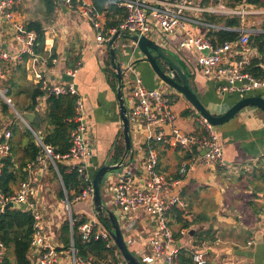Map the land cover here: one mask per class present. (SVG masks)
Masks as SVG:
<instances>
[{
  "label": "built area",
  "instance_id": "built-area-1",
  "mask_svg": "<svg viewBox=\"0 0 264 264\" xmlns=\"http://www.w3.org/2000/svg\"><path fill=\"white\" fill-rule=\"evenodd\" d=\"M21 0H0V22L5 21L10 26L13 40L17 49L13 52L0 49V113L3 104L12 107L22 122L33 133L41 152L35 162L28 165V176L20 184L19 190L13 194H4L0 191V220L10 202L19 204L22 211L33 217V232L29 259L32 264H96L94 255L87 259L78 256L75 245V236L83 244L103 240L106 246L112 249L115 246L113 237L107 227L100 221L95 211V187L93 178L88 173L89 161L94 153V147L88 142V126L86 123L85 104L73 80L78 69L83 65L78 62L74 69L66 74L71 78L68 82H55L48 77L49 65H56L58 59L53 58V45L46 40L43 53H38L41 47L37 32H28L27 23L17 17L16 8ZM118 8L125 10V19L118 29L105 30V13H100L85 0H63L65 7L72 13L88 20L92 25L98 47L107 48L112 37L123 31L129 35L139 34L153 41L159 42L163 37L174 35L177 30L185 32L186 38L179 44V50H187L198 54L197 62L203 75L210 83H215L223 95H238L239 98L253 96V93L264 90V76L256 77L248 68L251 66L253 47L250 37L262 34L261 31L235 30L239 37L233 42L215 46L210 39L196 34L195 29L202 26L200 17L205 13H226L231 16L257 14L255 9L246 7L241 10L229 9L222 6L220 9L207 8L203 0H112ZM211 29L228 30L232 28L209 26ZM160 38V39H158ZM158 39V40H157ZM228 55V56H227ZM227 56V57H226ZM24 64L29 80L43 92L42 98L50 96L77 97L76 129L71 134V149L65 155L58 154L55 148L47 145L44 138L31 129L26 118L18 113L10 98L2 90L4 81L8 78L9 66ZM172 78H175L172 73ZM124 80L127 83L129 99L126 102L131 134H144L145 152L141 172H134L132 167L125 168L119 182L113 184L111 178L106 184L112 183L102 193L104 205L115 208L120 229L125 242L130 248L134 242L132 234L135 231V214L145 213L152 218V232L150 234L151 253L143 254L142 264H179L181 247L170 226V214L176 208H183L181 199V181L168 178L160 171V159L154 144H163L177 148L190 155L201 154L205 165H224V150L220 141L217 127L206 118L198 115L196 122L201 130L198 134H186L176 126L177 115L173 109L174 94L170 87L163 83L161 87L149 89L144 86L143 80L129 63L124 68ZM166 87V88H165ZM176 92V91H175ZM38 100H41L39 98ZM126 101V99H125ZM11 131L5 130L0 135V176L2 160L11 155ZM43 139H42V138ZM59 164L66 165V172L77 173L80 182V193L71 199L63 183L59 171ZM53 166L61 178L64 197L62 203L66 211L69 225L70 245L58 244L59 239L51 236V226L57 225L60 231L62 223L57 218V209L48 206L45 208L41 193L38 189V175L46 172L48 166ZM187 169L184 167L182 174ZM76 205L80 211H76ZM75 208V210H74ZM56 216V218H54ZM122 219V220H121ZM251 245V243H249ZM131 250V249H130ZM120 253V252H119ZM118 251L115 256L118 264L124 263V258ZM8 247L0 238V264H7ZM98 259V258H97ZM195 264H207V252L202 250L193 254ZM101 264H105L101 262ZM107 264V263H106Z\"/></svg>",
  "mask_w": 264,
  "mask_h": 264
},
{
  "label": "crops",
  "instance_id": "crops-1",
  "mask_svg": "<svg viewBox=\"0 0 264 264\" xmlns=\"http://www.w3.org/2000/svg\"><path fill=\"white\" fill-rule=\"evenodd\" d=\"M53 1L56 5L55 11L49 15L46 6L42 5L43 0H21L16 8L17 17L27 24L38 22L43 25L46 40L53 45L52 53L55 51L56 59H58L56 65H49L48 77L51 80L63 82V75L73 69L76 61L83 63L73 82L85 104L87 138L89 144L94 147L88 173L94 178L101 163L109 154L115 152L114 146L120 144L122 120L117 99V81L115 80L116 83H114L111 79L112 76L114 79L116 77L112 65L109 64V48L98 47L90 22L69 11L63 4V0ZM85 2L94 6L93 0H85ZM203 4L207 8L216 9L225 6L229 9L241 10L246 7L255 9L258 13L244 17L221 12L205 13L200 17L203 25L195 29L199 36L210 39L208 34L211 30L219 31L211 29L209 27L211 25L225 27L211 23L210 18L213 17L217 20L229 17L240 18L242 21L240 27H233V32L254 30L264 33V8L246 3L232 8L228 7L224 0H203ZM55 20H57L56 23ZM185 38V32L177 30L174 35L165 36L158 43L178 54L177 61L188 71L193 88L204 106L213 115H223L240 100V96L223 95L217 84L208 82L198 65L197 53L187 50H185L186 53L182 50L178 51L179 44ZM114 46L118 48V58L123 69L132 63L146 88H163L148 62L139 52L135 51L136 45L132 41L120 38ZM0 49L10 52L17 49L10 26L5 21L0 22ZM252 51L255 58L259 56L256 48ZM8 66L10 70H14L9 71L8 80L4 81L6 84L13 86L17 72L22 69L25 82L32 85L28 80L30 76L24 64L16 67ZM21 92L19 97H26L25 88ZM124 92L127 102L128 88ZM173 94L177 128L186 134L200 133L201 130L196 122L197 112L182 95L175 91ZM253 96L264 97V90L253 93ZM26 99L27 104L24 107L22 103L20 105L22 112H27L30 106L29 97ZM46 112L47 98H41L40 106L34 112L32 127L42 137L48 125ZM6 121L7 117L3 109L0 113V135L7 129L4 126ZM217 131L224 150L223 166L205 165L201 154L190 155L177 148L159 143L153 145L159 155L161 173L168 178L181 181V199L185 207L177 208L181 216H177L176 213L170 214L169 219L170 223L173 222V232L181 234L182 238L178 241L181 249L184 248L193 253L206 251L207 264H264V112L254 107L247 108L230 122L218 127ZM131 137L136 151L133 146L132 149L143 161L146 155L144 145L146 137L144 134H132ZM134 165L133 171L140 173L143 166L137 160L134 161ZM184 167L187 172L182 174ZM49 171L47 169L38 179L45 180ZM120 180L121 178H114L112 183L115 184ZM112 183L107 184L106 189ZM69 193L70 196H74L76 191L70 189ZM57 194L55 191L49 193L50 199H47V204L59 210L53 204V202L58 204L56 198H60V192ZM80 209L81 207L76 205V211L79 212ZM61 212L63 214L62 210ZM115 214L118 217L119 213ZM60 216L59 212L57 218L59 219ZM134 219L136 227L132 234L134 242L130 249L140 259L143 254L151 253L149 242L153 224L152 218L145 213L135 214ZM182 224H187V229L182 228ZM191 231L194 233L190 234ZM59 235L58 229L56 231L51 229V236L54 239H59ZM201 237L204 238L203 243L198 242ZM58 244H60L59 241ZM9 253L10 249H8ZM157 264H163V262Z\"/></svg>",
  "mask_w": 264,
  "mask_h": 264
},
{
  "label": "trees",
  "instance_id": "trees-1",
  "mask_svg": "<svg viewBox=\"0 0 264 264\" xmlns=\"http://www.w3.org/2000/svg\"><path fill=\"white\" fill-rule=\"evenodd\" d=\"M47 8L49 15H52L55 11L56 5L53 0H43ZM228 7L237 8V6L243 3L256 6L259 8H264V0H224ZM96 10L100 13H105V30L108 32L111 29H118L125 19V10L118 8L115 1L112 0H93ZM211 23H216L225 26V28L240 27L241 19L237 17L220 18L217 20L213 17ZM26 30L28 32H37L39 35V41L41 47L38 48V53H43V46L45 43V30L43 25L38 22H29L27 24ZM264 30V25H263ZM208 37L215 46L224 45L226 42H233L239 37V33L228 31V30H211ZM215 37L216 39H212ZM250 43L253 48H256L259 56L252 60L251 66L248 68V72L256 77L264 76V33L252 35L250 37ZM53 58L57 57L55 51L53 53ZM109 64L112 65L111 57H109ZM76 61L73 69L76 67ZM19 65V64H17ZM16 65V66H17ZM51 65V63H50ZM13 66V67H16ZM116 77V72L114 71ZM8 80V78L6 79ZM5 80V81H6ZM6 95L11 98L13 90L10 88L6 89ZM30 99V106L27 112L34 113L36 109L40 106L39 98L43 97V92L37 87H33V91L28 96ZM76 100L77 97L65 96V97H55L50 96L47 99V112L46 117L48 119V125L46 132H44V142L47 145H51L55 148L56 152L61 155H65L71 149V134L76 129V122L74 118L76 116ZM3 109L7 111L9 109L8 105L3 104ZM34 121L30 124L33 125ZM8 128V127H7ZM11 131V155L2 160V170L0 176V191L4 194H13L14 186L18 181H23L28 176L27 167L30 163L35 162L36 158L41 152V148L38 146L36 138L33 133L25 128L20 131L17 127L11 129V126L7 129ZM36 131V130H35ZM37 132V131H36ZM114 154L116 160L119 162L125 153V144L120 141V144L114 146ZM66 165L60 164L59 171L62 176L64 185L69 191L74 189L76 193H80L77 173L69 174L66 172ZM60 198L64 197V193L61 192ZM73 199V196L70 197ZM172 213L181 216L179 209H174ZM171 216V215H170ZM173 218V216H172ZM100 221L111 227V222L107 216H101ZM33 217L30 213L24 212L18 209H8L5 210L2 218L0 220V238L5 242L8 249L13 252L16 259V264H32L29 259V251L31 246V238L33 232ZM173 222L170 223L172 228ZM187 224H182V228L187 229ZM174 236L177 241H180L181 234H175ZM60 240L65 247L70 245L69 236V225L65 223L61 230ZM204 238H199L198 242L203 243ZM75 245L78 250V256L83 259H87L89 255H94L99 264L100 261L106 262L107 264H118V260L115 256V252L119 250L117 247L112 249L107 248L105 241H93L88 244H83L78 236H75ZM121 254V253H119ZM193 252L185 250L184 248L180 250L179 264H195L193 262ZM8 264V262H7Z\"/></svg>",
  "mask_w": 264,
  "mask_h": 264
},
{
  "label": "water",
  "instance_id": "water-1",
  "mask_svg": "<svg viewBox=\"0 0 264 264\" xmlns=\"http://www.w3.org/2000/svg\"><path fill=\"white\" fill-rule=\"evenodd\" d=\"M120 38H125L127 41H132L136 45L135 51L139 52V54L144 57L146 62H148L158 80L165 86L175 90L176 93L182 95L192 105L198 115L206 118L213 126L217 128L230 122L240 112L247 108L254 107L264 112V97L248 96L240 98V100L237 101L223 115H213L204 106L198 94L194 90L188 71L183 68L180 63H178L177 59L179 57L177 56L178 54H175L176 52L167 49L158 42L153 41L145 36H140L139 34L129 35L123 31H118L112 37V40L108 43V48L111 57L112 68L116 72V78L118 81L117 99L119 102L122 120L125 153L117 163H112L109 156L106 157L96 172L93 178V184L95 187V211L99 218L101 216H107L109 218L112 229H107L111 233L115 246L118 248L125 262L127 264H142L127 246L115 214V208L114 210H111L104 205L101 191V186L106 184L111 178L120 177L124 174L125 168L134 163L133 157L136 154L132 149L129 116L124 95V69L118 58V48L114 46L117 40ZM172 73L175 78H172ZM62 81H71V78L67 74H64ZM22 116L27 119L29 124L32 123L35 118V114L29 112H24ZM5 208L6 210L22 209L19 204L14 202H10ZM193 233L194 231L190 232V234Z\"/></svg>",
  "mask_w": 264,
  "mask_h": 264
},
{
  "label": "rangeland",
  "instance_id": "rangeland-1",
  "mask_svg": "<svg viewBox=\"0 0 264 264\" xmlns=\"http://www.w3.org/2000/svg\"><path fill=\"white\" fill-rule=\"evenodd\" d=\"M42 5H45V4H43V2H42ZM37 7H38V4L36 5V8ZM56 22H57V20H55V23ZM182 52L183 53H186V51H184V50ZM13 70L14 69H12V70L9 69L10 72H12ZM14 79L16 81H13V83H12L13 86H11L10 84H6V82H4L3 85H2V90L5 91V89H7V88H10V89L13 90L12 96H11L10 100L12 102V105H14L15 109L17 110V112L20 113V114H22L24 112L21 111V106L20 105L22 103V105H23L22 107H24L25 104H27V101H26L27 99L26 98H28V96H30V94L32 93L34 85L29 80V78H28V80H29V82L32 83V85L30 83H26L25 82L24 70H22V69H19V71L17 72V76ZM111 79H112V81L114 83H116L117 78L114 79V77L112 76ZM123 83H124V90H125L127 88V85H126L127 83L125 82V80L123 81ZM116 85H118V81H117ZM24 88L27 91V93L24 92L25 93L24 95H26V97L25 96L24 97H19L20 96L19 93H22L21 91L24 90ZM124 95H125V92H124ZM5 116L7 117V121H6V124L4 126H6L8 128H9V126H11V129H13L14 127H17L20 131H23L25 128L28 129V127H26L22 122H20V120H18V115L16 114L15 110L12 107H9V109L7 111H5ZM30 124H29V126L31 127V129H33V127ZM7 129L5 130V132L8 131ZM120 136L121 137H120V140L119 141H122L123 140V142H124L123 130L120 133ZM131 136H132V134H131ZM131 140H132V137H131ZM132 146H133V149H134V147H135L134 143H132ZM109 158H110V160H111L112 163H117L118 162L116 160V158H115L114 152L111 153V154H109ZM136 160L138 161V163L141 166H143V162L140 160V157L135 154L134 157H133V161H136ZM131 167H132V165L128 166V168H131ZM133 167H135V165ZM47 169H49L50 171H49V175L46 176L45 180H42V181H40L39 179L37 180L38 189H39V191L41 193V200H42V202H43V204H44V206H45L46 209L48 207L46 205V203L48 202L47 199L48 198L50 199L49 193H51L52 191L53 192L55 191L56 194L57 193L59 194V192L60 193L63 192V190H62L63 189L62 181H61V178L59 177V175L57 174L55 168L51 165V166H48L46 168V171H47ZM42 174H44V172L41 173L40 175H42ZM40 175H38V176H40ZM114 178H116V177H114ZM21 182L22 181H18L15 184V186H14V193H16L19 190V187H20ZM106 187H107V184L102 185L101 186V191L104 192V190L106 189ZM68 193H69V191H68ZM69 196H70V193H69ZM62 199L63 198H58V199L56 198V201H57L56 203H58V204H55L53 202V204L56 205V207L59 209L57 211H59L60 214H61V216L59 217V219L61 220V221H59V224L62 223L61 230H62L63 225L65 223H68V222H66V220H67L66 211L64 210L63 203L61 202ZM111 208H112V210H114L113 207H111ZM61 210L63 211V214H62ZM74 210H75V208H74ZM58 213H57V215H58ZM56 216L54 218H56ZM56 226H58V223H57V225H52L51 226L52 230H55L56 231L57 228H58ZM105 226L107 228H109V229H112V225H111V227L109 225H105ZM61 230H60V235H61ZM60 235H59V243L61 244L62 242L60 240ZM8 256L9 257H8V260L6 261V263L8 262V264H16V259H15L14 255H13V252L11 250H10V253L8 254ZM9 258H10V260H9ZM139 260L142 261L141 258ZM101 262L102 261H100L99 264H101ZM104 263L106 264V262H104ZM124 263H125V260H124Z\"/></svg>",
  "mask_w": 264,
  "mask_h": 264
}]
</instances>
